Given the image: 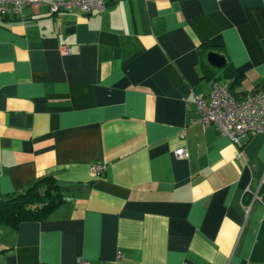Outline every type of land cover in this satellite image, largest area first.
<instances>
[{"label": "crops", "instance_id": "crops-1", "mask_svg": "<svg viewBox=\"0 0 264 264\" xmlns=\"http://www.w3.org/2000/svg\"><path fill=\"white\" fill-rule=\"evenodd\" d=\"M48 1L0 17V205L44 177L65 201L0 226V264H264V134L192 122L214 84L264 89V0Z\"/></svg>", "mask_w": 264, "mask_h": 264}, {"label": "built area", "instance_id": "built-area-1", "mask_svg": "<svg viewBox=\"0 0 264 264\" xmlns=\"http://www.w3.org/2000/svg\"><path fill=\"white\" fill-rule=\"evenodd\" d=\"M45 0H0V17L21 16L25 7L36 8ZM50 14L78 10L85 15L101 14L107 8L105 0H50L47 3ZM61 53L68 55L69 48H62ZM193 103L197 117L193 123L204 127L212 124L216 131L226 136L234 144H240L248 134H264V89L254 90L241 98L234 97L227 86L214 84L208 96L199 94ZM175 157L185 159V148L175 151ZM102 167H94L100 175ZM78 264H89L77 259Z\"/></svg>", "mask_w": 264, "mask_h": 264}, {"label": "trees", "instance_id": "trees-1", "mask_svg": "<svg viewBox=\"0 0 264 264\" xmlns=\"http://www.w3.org/2000/svg\"><path fill=\"white\" fill-rule=\"evenodd\" d=\"M213 48L204 44L200 49V57L205 65V71L223 72L214 70L206 63L207 54ZM241 76H234L229 89L239 84ZM228 89V90H229ZM246 95V94H245ZM58 193V186L52 177H44L36 181L26 191L18 195L4 198L0 205V226L16 229L22 222L40 221L64 202Z\"/></svg>", "mask_w": 264, "mask_h": 264}, {"label": "water", "instance_id": "water-1", "mask_svg": "<svg viewBox=\"0 0 264 264\" xmlns=\"http://www.w3.org/2000/svg\"><path fill=\"white\" fill-rule=\"evenodd\" d=\"M207 62L214 68H222L225 65V59L215 53H209L207 56Z\"/></svg>", "mask_w": 264, "mask_h": 264}]
</instances>
